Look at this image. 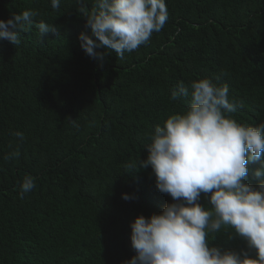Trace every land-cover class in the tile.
Masks as SVG:
<instances>
[{"label": "trees", "instance_id": "obj_1", "mask_svg": "<svg viewBox=\"0 0 264 264\" xmlns=\"http://www.w3.org/2000/svg\"><path fill=\"white\" fill-rule=\"evenodd\" d=\"M93 4L0 0V20L34 12L19 45L0 40V264H124L136 255L131 223L174 202L140 160L155 127L191 102L170 99L180 82L227 84L237 104L231 117L264 123V0H166L169 19L159 33L103 62L78 39L91 34L81 9ZM41 21L55 31L42 36ZM15 151L18 158L4 159ZM260 166L247 165L253 186ZM26 175L36 186L22 194ZM199 203L212 210L203 193ZM206 239L255 258L230 226Z\"/></svg>", "mask_w": 264, "mask_h": 264}, {"label": "clouds", "instance_id": "obj_2", "mask_svg": "<svg viewBox=\"0 0 264 264\" xmlns=\"http://www.w3.org/2000/svg\"><path fill=\"white\" fill-rule=\"evenodd\" d=\"M60 3L51 0L53 9H59ZM81 11L91 34H80V46L101 62L106 54L115 52L123 59L125 52L146 45L169 19L166 0H94L91 10ZM33 15L25 10L0 20V40L19 45L20 33L30 26ZM37 27L42 36L55 31L43 21ZM101 48L106 52L96 51ZM189 95L191 102L183 113L172 114L163 126L155 127L147 159L140 160V168L153 170L157 190L174 202L159 214L141 215L131 223L136 255L124 264H264V179H260L264 177V123L242 125L231 117L237 104L230 102L227 84L218 86L210 78L192 81L190 86L180 82L170 99ZM15 135L24 138L21 132ZM19 155L15 151L4 159ZM257 161L261 166L254 171L258 183L253 186L248 183L247 165ZM35 186V177L26 175L21 193ZM202 193L212 210L199 203ZM222 226L234 229L255 250V258L247 251L210 247L208 233L219 232Z\"/></svg>", "mask_w": 264, "mask_h": 264}]
</instances>
